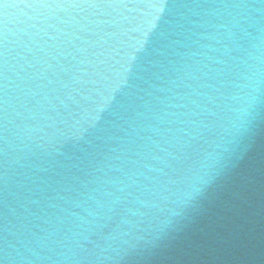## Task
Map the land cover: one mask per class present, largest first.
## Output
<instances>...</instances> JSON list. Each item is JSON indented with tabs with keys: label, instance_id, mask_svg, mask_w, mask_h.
<instances>
[{
	"label": "water",
	"instance_id": "water-1",
	"mask_svg": "<svg viewBox=\"0 0 264 264\" xmlns=\"http://www.w3.org/2000/svg\"><path fill=\"white\" fill-rule=\"evenodd\" d=\"M208 143L128 264H264V0H0V264H91L120 189ZM71 216L99 225L76 247Z\"/></svg>",
	"mask_w": 264,
	"mask_h": 264
},
{
	"label": "clouds",
	"instance_id": "clouds-1",
	"mask_svg": "<svg viewBox=\"0 0 264 264\" xmlns=\"http://www.w3.org/2000/svg\"><path fill=\"white\" fill-rule=\"evenodd\" d=\"M229 113L233 114L229 123L235 127L246 110L233 107ZM172 160L173 163L155 170L150 186H139L132 181L120 189L130 199L109 229L97 236L91 264H128L130 257L151 246L171 225L172 219L197 197L219 163L211 143L174 156ZM71 217L74 224L71 244L76 247L95 233L99 225ZM69 250L72 251V247Z\"/></svg>",
	"mask_w": 264,
	"mask_h": 264
}]
</instances>
